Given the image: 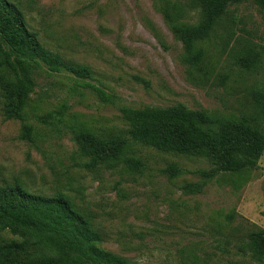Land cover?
<instances>
[{"label": "rangeland", "instance_id": "rangeland-1", "mask_svg": "<svg viewBox=\"0 0 264 264\" xmlns=\"http://www.w3.org/2000/svg\"><path fill=\"white\" fill-rule=\"evenodd\" d=\"M9 1L47 51L89 68L92 78L37 72L22 120L5 119L0 89V189L19 184L31 194L65 197L100 235L102 250L132 263L264 264L249 249L251 235L264 231V151L255 170L207 180L200 172L215 168L212 162L134 142L121 114L125 107L184 105L218 120L247 117L264 131V106L254 98L264 92V9L253 1L230 6L197 44L210 71L198 82L159 1ZM169 1L186 11L182 21L199 22L191 1ZM243 57H256L251 69L242 66ZM25 126L33 128L32 140L22 138ZM78 131L127 140L125 155L141 160L142 172L122 162L86 169L91 158L79 152ZM171 165L183 174L170 178L165 170ZM190 183L203 188L186 192ZM15 240L0 229V246Z\"/></svg>", "mask_w": 264, "mask_h": 264}, {"label": "trees", "instance_id": "trees-1", "mask_svg": "<svg viewBox=\"0 0 264 264\" xmlns=\"http://www.w3.org/2000/svg\"><path fill=\"white\" fill-rule=\"evenodd\" d=\"M160 2L174 35L181 41L184 61L198 82L208 80L210 71L203 69L204 49L197 46L206 41L227 14L230 6L253 1L264 9V0H189L199 10L200 20L192 25L182 21L186 14L169 0ZM256 57H243L242 66L251 69ZM70 73L80 79L92 78L87 67L75 66L47 51L37 34L27 27L18 7L9 0H0V89L7 103L3 115L7 120H22L30 95L35 90L34 76ZM100 99L110 101L103 89L83 84ZM254 98L264 106V92ZM122 118L130 127L134 142L163 153L192 155L208 159L215 166L200 172L207 180L221 173H242L255 170L264 151V131L253 120H218L205 110H192L184 105L171 108H121ZM47 120V118H45ZM45 120V121H46ZM33 128L24 127L22 138L32 140ZM79 152L90 157L88 170L122 162L133 172L141 173L144 164L126 157L128 141L120 137L102 138L88 131H78ZM165 172L170 178L183 174L177 165ZM201 184H187L186 192H200ZM0 229L7 230L15 240L0 246V264H137L115 256L99 247L101 237L91 229L86 218L77 213L62 196L43 197L25 191L19 184L0 189ZM250 251L257 262H264V231L251 235Z\"/></svg>", "mask_w": 264, "mask_h": 264}]
</instances>
